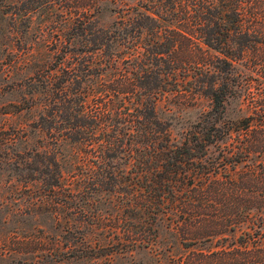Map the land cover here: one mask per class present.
<instances>
[{
    "label": "trees",
    "instance_id": "1",
    "mask_svg": "<svg viewBox=\"0 0 264 264\" xmlns=\"http://www.w3.org/2000/svg\"><path fill=\"white\" fill-rule=\"evenodd\" d=\"M142 7L145 22L137 34L114 38L135 47L132 70L121 69L83 96L80 114L90 122L77 124L69 136L81 145L82 171H105L113 181L115 171H130L129 182L121 193L86 185L80 177L77 192L69 191L63 204L79 220L65 222L69 236L60 258H98L155 245L154 226L167 219L193 245L220 243L182 264H264V109L256 106L251 115L218 125L229 94L223 73L234 62L251 60L257 72L256 79L240 84L241 92L248 94L254 81L264 91V0H145ZM144 32L152 34L146 43ZM111 57L117 62L120 55ZM166 94L212 101L198 130L181 144L155 119V99ZM219 143V155L209 156V147ZM119 153L125 154L124 169L114 162ZM67 181L72 190L75 181ZM96 193L109 196L114 215L101 220L92 211ZM82 222L88 232H80ZM99 228L110 234L92 239L89 233Z\"/></svg>",
    "mask_w": 264,
    "mask_h": 264
},
{
    "label": "rangeland",
    "instance_id": "2",
    "mask_svg": "<svg viewBox=\"0 0 264 264\" xmlns=\"http://www.w3.org/2000/svg\"><path fill=\"white\" fill-rule=\"evenodd\" d=\"M123 1L127 5L110 0H0V264H182L192 253L217 249V239L193 245L164 219L154 226L159 235L155 245L98 258H60L69 236L65 222L79 220L63 204L69 191L77 192L80 177L86 185L115 187L121 193L129 182L130 171H115V181L105 178V171H82L81 145L71 139L77 124L90 122L80 114L83 96L134 66L130 53H137L135 47L114 38L128 31L137 34L139 23L145 22V0ZM151 35L144 32L143 43ZM114 53L120 55L117 62ZM229 70L223 73L229 94L218 125L251 115L256 106L264 109V91L256 81L248 94L240 90V84L257 77L253 62L236 61ZM158 96L155 119L168 126L178 144L198 130L212 109L207 96ZM217 145L209 147V156L219 155L223 143ZM125 161L124 153L114 160L119 169L126 167ZM68 178L76 183L72 190L66 188ZM108 197L96 193L92 198V211L101 220L114 215ZM82 223L80 232H88ZM109 234L101 228L89 233L92 239Z\"/></svg>",
    "mask_w": 264,
    "mask_h": 264
}]
</instances>
